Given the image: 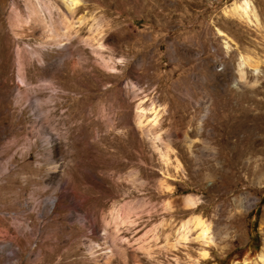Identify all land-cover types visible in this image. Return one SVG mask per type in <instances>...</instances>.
<instances>
[{
    "label": "rangeland",
    "instance_id": "rangeland-1",
    "mask_svg": "<svg viewBox=\"0 0 264 264\" xmlns=\"http://www.w3.org/2000/svg\"><path fill=\"white\" fill-rule=\"evenodd\" d=\"M82 2L0 0V264H263L264 0Z\"/></svg>",
    "mask_w": 264,
    "mask_h": 264
},
{
    "label": "bare ground",
    "instance_id": "bare-ground-1",
    "mask_svg": "<svg viewBox=\"0 0 264 264\" xmlns=\"http://www.w3.org/2000/svg\"><path fill=\"white\" fill-rule=\"evenodd\" d=\"M60 1L63 4V7L61 6L62 8L58 7V11L60 12L59 15L60 14L62 15L61 22H60L61 27L59 26L60 27L59 29H53L51 26L48 25V28H47V30L45 29V31H48L47 35L48 34L53 35L55 37V39H58V40L71 39V37H67L68 33L71 34L69 31L72 29L71 24L69 22L70 16H71V14H73V12H75L77 10V8L83 2H82V0H60ZM48 6H46L45 8L47 9L46 11L48 12V14L51 15V9L48 8ZM230 11L232 12L231 14L234 13L235 15L237 14L238 16L243 17V18H246L248 16V14L250 13L248 11V6L245 2H242V3L233 2V5L231 6ZM31 13H33V15L38 14L36 12V10H34V9L31 10ZM91 39L96 42L94 51L98 54V56H100V58L104 61V63H107V61L105 60L104 55L102 53L104 44L101 42L100 37L93 36V37L83 38L82 40L86 44H90ZM109 57H111V56H109ZM152 110L154 113L152 119H155V118H157L156 117L157 113H156L155 109H152ZM187 201L190 204L194 203L191 196H187ZM180 226L182 229L180 236H179L180 239H183V240L187 239V234L189 233L190 230L193 229L192 227H195V228L199 229V231L197 233V238H199L204 244L207 245V244L213 242V237L210 234L209 223L200 216L196 215V216L190 217L186 221H183ZM206 254H207V251L204 250L202 252V255L204 256ZM258 259L264 264V245L262 247V251L260 252V254L258 256ZM245 264H249V263L245 262Z\"/></svg>",
    "mask_w": 264,
    "mask_h": 264
}]
</instances>
